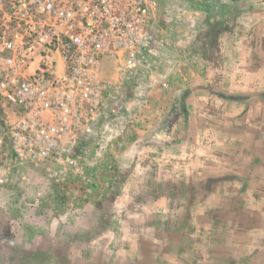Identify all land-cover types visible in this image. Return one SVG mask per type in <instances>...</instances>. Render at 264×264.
Listing matches in <instances>:
<instances>
[{"label":"crops","instance_id":"crops-1","mask_svg":"<svg viewBox=\"0 0 264 264\" xmlns=\"http://www.w3.org/2000/svg\"><path fill=\"white\" fill-rule=\"evenodd\" d=\"M160 7L164 48L159 59L149 52L161 67L155 84L160 96L155 100L151 85L139 100L159 108V114L146 115V129L134 134L136 141H150L136 142L131 167L161 172L160 185L176 182L183 202L184 189L192 187L193 210L148 216L154 221L132 233L134 256L103 264H264V0H164ZM139 73L131 78L134 87L142 86ZM6 117L15 113L0 102V123ZM9 153L18 170L32 168ZM0 162L9 172L11 167ZM133 183L138 192L144 186ZM202 203L208 205L202 208ZM101 208L93 210L98 214ZM93 210L73 217L66 209L56 224L48 217L51 236L33 247L63 246L66 263L70 233H88ZM97 250L90 257L95 261ZM218 254L225 258L222 263ZM61 258L53 253L48 264H62Z\"/></svg>","mask_w":264,"mask_h":264},{"label":"built area","instance_id":"built-area-1","mask_svg":"<svg viewBox=\"0 0 264 264\" xmlns=\"http://www.w3.org/2000/svg\"><path fill=\"white\" fill-rule=\"evenodd\" d=\"M163 1L0 0V102L15 113L0 147L57 184L86 179L83 141L138 70L159 69L149 52Z\"/></svg>","mask_w":264,"mask_h":264},{"label":"rangeland","instance_id":"rangeland-1","mask_svg":"<svg viewBox=\"0 0 264 264\" xmlns=\"http://www.w3.org/2000/svg\"><path fill=\"white\" fill-rule=\"evenodd\" d=\"M160 11L161 7L158 11V24L153 27L154 37L150 52L158 56L157 59L161 57L160 53L164 48L160 33L162 18ZM160 68L159 66V69L139 70L138 85L142 86L134 87L132 79H129L121 105L107 110L106 118L104 116L93 135L83 141L84 152L81 156L86 168V179L77 174H70L62 184H57L46 171L29 163L32 168L18 170L15 159L9 153V146L6 144L0 147V160L6 162V167L7 164L11 167L9 172L0 171V178H7L0 182V264H40L44 261L40 258L46 252L58 254V257H62L60 259L62 264H90L91 261L94 264L97 262L103 264L109 259L119 262L120 259L134 256L132 233H139L141 228H145V222L154 221L151 218L153 216H148L160 210L172 213L184 208L185 211L193 210L192 187L184 189L183 202L181 197L183 188L178 187L176 182L168 186L160 185V182L163 183L160 179L161 172L157 170L135 172L131 167L136 161L133 154L136 142L145 144L150 141V137L136 141L134 134H142L146 129L144 124L146 115L159 114V108L141 105L139 100L146 96L143 88H149L151 85L153 89L156 88L153 90L156 94L155 100L159 99V87L155 84L158 85L161 80ZM104 69L108 74L111 69L109 60L104 61ZM132 90H135L133 96L136 95V99L132 97ZM139 163L142 165L143 159ZM88 178H92V181H88ZM138 181L144 185L139 188V192L136 186L132 185ZM112 196L115 198L110 200ZM97 200L103 202L98 204ZM207 205L202 203V208ZM96 206L102 207L98 214L93 210ZM66 209L67 212L71 211L73 217L88 210H93L91 214L96 215L88 219V227L91 229L88 233L84 232L82 235L70 233L72 243L67 251L69 259L65 263L63 246L56 245L52 250L47 248V245L40 246L37 250L31 247L38 239L46 241L50 238L48 217H52V223L56 224L58 216ZM158 221L162 226L167 225L166 219ZM143 238L142 236L141 239ZM150 239L147 241H151ZM111 246L114 249H111ZM93 249H99L97 252L101 250L102 254L97 253L98 261L90 258ZM87 257L90 263L86 261ZM43 258L46 259V256ZM217 259H221L222 263L225 258L223 254H218Z\"/></svg>","mask_w":264,"mask_h":264},{"label":"trees","instance_id":"trees-1","mask_svg":"<svg viewBox=\"0 0 264 264\" xmlns=\"http://www.w3.org/2000/svg\"><path fill=\"white\" fill-rule=\"evenodd\" d=\"M64 198H65V197H64ZM66 199H67V198H66ZM103 224H104V222H102V225H103ZM90 230H91V229H89V231H90ZM40 245H41V246H44V247L46 246V244H44V242H42ZM40 245H39V246H40ZM39 246H38V247H35V248H34V247H31V249L33 248L34 250H37V248H39ZM44 247H43V248H44ZM28 251H29V250H28ZM28 251H27V252H28ZM51 255H52L51 253L46 252V253L42 256V258H40V259H43V260H44V261H43L42 263H40V264H46L47 259H49ZM44 256H46V259L43 258ZM33 260H34V261H33ZM33 260H32V261L35 262V259H33Z\"/></svg>","mask_w":264,"mask_h":264}]
</instances>
